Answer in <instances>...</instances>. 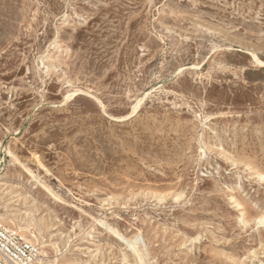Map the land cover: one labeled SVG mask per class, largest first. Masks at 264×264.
I'll use <instances>...</instances> for the list:
<instances>
[{
    "label": "rangeland",
    "instance_id": "obj_1",
    "mask_svg": "<svg viewBox=\"0 0 264 264\" xmlns=\"http://www.w3.org/2000/svg\"><path fill=\"white\" fill-rule=\"evenodd\" d=\"M0 224L42 264H264V0H0Z\"/></svg>",
    "mask_w": 264,
    "mask_h": 264
},
{
    "label": "built area",
    "instance_id": "obj_2",
    "mask_svg": "<svg viewBox=\"0 0 264 264\" xmlns=\"http://www.w3.org/2000/svg\"><path fill=\"white\" fill-rule=\"evenodd\" d=\"M0 264H42L40 248L18 228L0 224Z\"/></svg>",
    "mask_w": 264,
    "mask_h": 264
}]
</instances>
